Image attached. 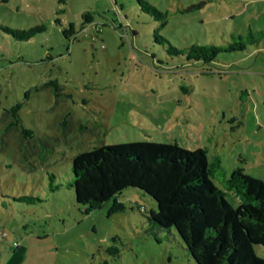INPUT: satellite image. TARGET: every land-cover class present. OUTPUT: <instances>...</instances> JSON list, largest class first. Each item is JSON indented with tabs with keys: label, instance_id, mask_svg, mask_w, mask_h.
Returning a JSON list of instances; mask_svg holds the SVG:
<instances>
[{
	"label": "rangeland",
	"instance_id": "1",
	"mask_svg": "<svg viewBox=\"0 0 264 264\" xmlns=\"http://www.w3.org/2000/svg\"><path fill=\"white\" fill-rule=\"evenodd\" d=\"M146 1L165 15L136 0H0L1 25L44 26L0 28V264H193L174 231H153L155 201L136 187L116 196L123 210H82L71 158L94 145L201 146L224 175L264 181V0ZM232 41L244 48L209 62L176 52Z\"/></svg>",
	"mask_w": 264,
	"mask_h": 264
},
{
	"label": "trees",
	"instance_id": "2",
	"mask_svg": "<svg viewBox=\"0 0 264 264\" xmlns=\"http://www.w3.org/2000/svg\"><path fill=\"white\" fill-rule=\"evenodd\" d=\"M136 1L155 17L165 15L146 0ZM0 28L29 38L44 26L13 29L0 24ZM242 48L243 41L194 43L176 52L209 62L219 51ZM18 106L14 104L10 110L14 122H19ZM22 132L32 131L22 127ZM71 170L68 185L83 211L109 199H113L109 213L123 210L124 204L116 196L125 187H136L155 201L156 208L147 214L153 231H174L193 264H264V257L253 249L254 244L264 246V181L241 166L224 175L218 156L208 160L201 146L190 149L176 141L155 140L103 143L76 153ZM226 191L237 197L236 205L227 201ZM107 250L118 254L114 245Z\"/></svg>",
	"mask_w": 264,
	"mask_h": 264
},
{
	"label": "crops",
	"instance_id": "3",
	"mask_svg": "<svg viewBox=\"0 0 264 264\" xmlns=\"http://www.w3.org/2000/svg\"><path fill=\"white\" fill-rule=\"evenodd\" d=\"M17 245V244H16ZM15 245V246H16ZM23 251V248H21V246H16V249H15V256L18 258V256L20 255V253ZM9 260V261H8ZM4 264H19V261H15L14 259H9L7 258L5 261H4Z\"/></svg>",
	"mask_w": 264,
	"mask_h": 264
},
{
	"label": "built area",
	"instance_id": "4",
	"mask_svg": "<svg viewBox=\"0 0 264 264\" xmlns=\"http://www.w3.org/2000/svg\"><path fill=\"white\" fill-rule=\"evenodd\" d=\"M14 245H16L17 243L16 242H13Z\"/></svg>",
	"mask_w": 264,
	"mask_h": 264
}]
</instances>
